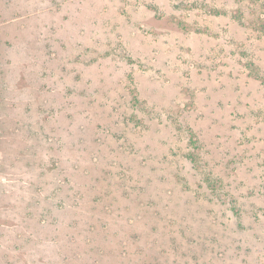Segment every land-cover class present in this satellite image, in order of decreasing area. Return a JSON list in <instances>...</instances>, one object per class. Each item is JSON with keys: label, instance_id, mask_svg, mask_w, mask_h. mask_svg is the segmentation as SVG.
<instances>
[{"label": "rangeland", "instance_id": "374dc122", "mask_svg": "<svg viewBox=\"0 0 264 264\" xmlns=\"http://www.w3.org/2000/svg\"><path fill=\"white\" fill-rule=\"evenodd\" d=\"M0 264H264V0H0Z\"/></svg>", "mask_w": 264, "mask_h": 264}]
</instances>
